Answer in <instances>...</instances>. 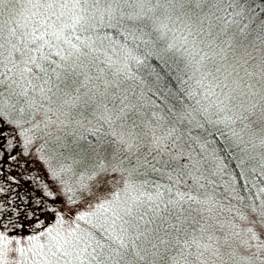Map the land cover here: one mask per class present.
Returning a JSON list of instances; mask_svg holds the SVG:
<instances>
[{
  "label": "trees",
  "instance_id": "obj_1",
  "mask_svg": "<svg viewBox=\"0 0 264 264\" xmlns=\"http://www.w3.org/2000/svg\"><path fill=\"white\" fill-rule=\"evenodd\" d=\"M222 1L244 9L240 25L248 34L256 21L252 13L264 23V0ZM19 2L0 3V106L29 123L44 117L27 134L35 142L42 139L41 147L53 138L61 152L82 153L86 179L99 177L91 192L95 188L103 198L99 227L80 228L86 246L67 263L204 264L197 257L202 249L242 257L250 246L263 247L264 215L258 208L264 207V170L247 164L227 122L212 121L190 66L158 48L155 28L82 15L67 28L58 25L45 41L40 37L46 26L11 25ZM118 49L126 65H111L119 60ZM9 77L15 88L3 85ZM66 122L71 137L63 136ZM5 145L0 143V175L14 169L15 156L7 158ZM67 198L73 200L71 194ZM113 201L122 207L115 216ZM251 225L263 230L254 232ZM40 233L44 229L37 227L29 238ZM24 240L15 245L10 264L26 248Z\"/></svg>",
  "mask_w": 264,
  "mask_h": 264
},
{
  "label": "rangeland",
  "instance_id": "obj_2",
  "mask_svg": "<svg viewBox=\"0 0 264 264\" xmlns=\"http://www.w3.org/2000/svg\"><path fill=\"white\" fill-rule=\"evenodd\" d=\"M201 1L21 0L19 8L10 14L15 19L10 23L14 28L26 22L46 26L40 37L45 41L57 34L58 25L64 24L67 28L74 24L75 18L80 20L83 16L95 20L115 17L131 24L152 25L158 48L166 55H174L175 63L190 66L193 80L201 90L199 98L206 101L212 121L227 122L247 164L264 170V23L252 13L256 21L248 34L240 25L246 21L244 9L237 3L232 2L227 8L222 0H214L213 9L214 4ZM232 14L237 18L230 19ZM4 17L3 8L0 20ZM27 31L25 28L19 34ZM65 48H72L68 41ZM118 52L119 60L114 59L111 65H126L122 51L118 49ZM14 84L9 77L3 85L15 88ZM55 102L64 109L63 101ZM3 106H0V143L9 147L7 158L15 157L14 169L0 175V264L11 263L15 245H21L24 239L26 248L18 250L14 264H68L86 246L80 228L100 225L103 198L99 190L94 188L91 192V187L99 183V177L95 176L94 181L86 179L90 175L82 153L61 152L56 146L57 139L53 138H48V144L43 143L41 147L38 143L42 139L35 142L27 134L39 121H44V117L29 123ZM17 120V125L12 123ZM50 129L56 128L51 126ZM72 131L66 122L63 136L71 137ZM50 132L47 129L46 133ZM3 158L0 154L2 171ZM18 166L21 171L17 170ZM70 194L72 201L67 198ZM110 208L115 216L122 207L113 201ZM258 209L264 215V207ZM37 227L44 229V234L29 238ZM250 229L263 230L252 225ZM5 232L8 245L2 235ZM215 240L221 244L220 240ZM236 248H233L235 252L240 250ZM263 249L264 246H250L240 250L245 255L238 257L210 247L202 249L197 257H201L204 264L220 260L231 264H264V257L260 256ZM4 251L6 256L2 257Z\"/></svg>",
  "mask_w": 264,
  "mask_h": 264
},
{
  "label": "snow or ice",
  "instance_id": "obj_3",
  "mask_svg": "<svg viewBox=\"0 0 264 264\" xmlns=\"http://www.w3.org/2000/svg\"><path fill=\"white\" fill-rule=\"evenodd\" d=\"M0 3H3V0H0Z\"/></svg>",
  "mask_w": 264,
  "mask_h": 264
}]
</instances>
